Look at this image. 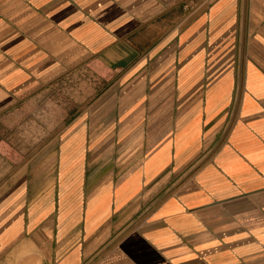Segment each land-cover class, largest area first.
<instances>
[{
  "label": "crops",
  "instance_id": "obj_1",
  "mask_svg": "<svg viewBox=\"0 0 264 264\" xmlns=\"http://www.w3.org/2000/svg\"><path fill=\"white\" fill-rule=\"evenodd\" d=\"M0 264H264V0H0Z\"/></svg>",
  "mask_w": 264,
  "mask_h": 264
},
{
  "label": "rangeland",
  "instance_id": "obj_2",
  "mask_svg": "<svg viewBox=\"0 0 264 264\" xmlns=\"http://www.w3.org/2000/svg\"><path fill=\"white\" fill-rule=\"evenodd\" d=\"M33 148H29V147H24L22 150L24 151V157L29 155L30 154V150H32ZM37 148L34 147V151L36 150Z\"/></svg>",
  "mask_w": 264,
  "mask_h": 264
}]
</instances>
